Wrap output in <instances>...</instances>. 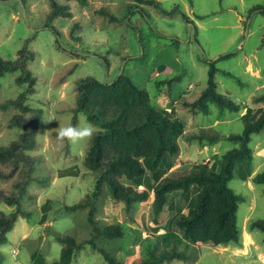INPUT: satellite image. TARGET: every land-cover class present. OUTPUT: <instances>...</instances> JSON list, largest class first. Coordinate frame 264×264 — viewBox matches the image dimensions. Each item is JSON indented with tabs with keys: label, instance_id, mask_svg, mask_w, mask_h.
Wrapping results in <instances>:
<instances>
[{
	"label": "rangeland",
	"instance_id": "obj_1",
	"mask_svg": "<svg viewBox=\"0 0 264 264\" xmlns=\"http://www.w3.org/2000/svg\"><path fill=\"white\" fill-rule=\"evenodd\" d=\"M51 1L0 0V57L13 59L24 45L36 52L28 68L37 81L26 103L43 111L36 144L28 151L37 157L36 179L27 185V195L20 200V208L27 215L17 216L12 229L6 233V240L0 243L2 264L51 262L59 257L62 246L56 239L57 234H70L79 239L90 231L86 208L65 209V205H73L92 187V176L83 165L86 143L72 145L59 141L56 136L59 123L76 125L86 117L78 112L76 120H71L77 78L93 76L110 82L119 73L127 74L149 93L156 106L173 110L185 130L212 126L220 133H239L244 121L238 114L242 111V116L250 117L258 107H264V101L252 99L264 94V87L259 85L264 80V14L253 10L254 6L264 7V0H158L163 9L174 10L172 14L135 0H56L70 15L57 16L46 25ZM225 52L233 55L217 59L215 65L231 74L217 71L216 89L243 107L235 112L220 110L211 103L206 114L190 111L184 102L192 101L205 86L208 62ZM243 55L250 58L253 73L259 70V77L246 70ZM18 73L7 71L0 78V102L14 98L25 88L26 84L14 81ZM177 74L178 80H169ZM16 112L19 110L14 106L0 107L2 144L15 139L19 133L11 122ZM176 142L177 151L155 175L147 172L142 184H133L138 189L146 187L148 199L126 210L122 202L102 196L97 218L102 224L119 222L122 234L102 236L97 244L126 263L140 260L149 249L161 251L176 246L185 252L184 259H167L160 264H264L261 231L257 252H252L253 259L228 256L230 245L240 246L242 233L251 230L249 221L264 218L263 184L252 182L251 173L241 179L235 170V176L228 180V186L243 196L237 206L238 242L193 244L181 239L174 219L178 208L185 210L191 195L180 196L178 191L167 195L162 211L154 217L151 188L163 173L207 161L237 145L227 138L202 143L178 137ZM249 146L251 172L254 167L257 172L264 170V157L257 154L264 146V126L251 134ZM68 167L77 175L60 176V171ZM0 187L11 189L10 180L0 178ZM45 202L49 209L42 219ZM14 210L15 206L0 199V211ZM69 264L107 262L98 250L86 244L74 253Z\"/></svg>",
	"mask_w": 264,
	"mask_h": 264
},
{
	"label": "trees",
	"instance_id": "obj_2",
	"mask_svg": "<svg viewBox=\"0 0 264 264\" xmlns=\"http://www.w3.org/2000/svg\"><path fill=\"white\" fill-rule=\"evenodd\" d=\"M135 1L154 5L165 14L174 13V10L163 9L158 0ZM50 6L46 25L57 16L70 15L56 0H52ZM253 10L264 14L263 6H254ZM182 16L187 19L184 13ZM50 27L56 32L52 25ZM231 55L233 52H225L208 62L205 86L192 101L184 102L190 111L206 114L211 103L220 110L235 112L243 107L241 103L216 89V72L222 70L226 74L231 73L217 67L215 62ZM35 56L36 52L24 45L13 59L0 57V78L7 71L17 70L19 73L14 78L15 83L26 84L14 98L0 102L1 108L14 106L19 110L11 117V122L19 129L17 137L5 144L0 143V178L9 179L12 185L11 189L0 187V199L15 206L11 213L0 211V243L6 240V233L12 229L17 216L27 215L20 208V200L27 195V185L36 179L34 171L37 157L28 154V151L36 144L38 122L43 111L40 107L26 103L28 96L34 92L37 81L28 68V62ZM72 70L73 67L68 70V74ZM172 79L178 80L179 75H174L169 80ZM74 91L72 122L76 120L78 112H83L87 120L99 125V128L93 139L86 143L83 157V165L93 179L92 187L73 205H65V209L71 211L86 208L90 231L79 239L70 234H57L56 239L62 243L59 257L39 264H69L74 253L86 244L98 250L107 264H160L167 259H184L185 252L172 246L161 251L149 249L140 260L126 263L97 244L102 236L122 234L119 222L102 224L97 218L98 202L102 196H108L111 201L122 202L126 210L135 203L148 199L146 187L138 189L133 184H142L147 172L156 174L163 163L177 151L178 137L202 143L227 138L237 145L212 159L193 163L190 167L178 166L160 176L151 188V210L154 217L162 211L167 195L178 191L180 196L191 195L185 210L178 208L174 219L181 239L193 244L210 242L214 245L239 241L237 206L243 196L228 186V180L235 176V170H238L237 175L241 179L251 173L252 150L249 141L251 134L264 126V107H258L250 117L248 114L243 115L241 132L225 134L212 126L185 130L183 122L174 115L173 110L156 106L149 93L124 73H119L110 82L100 81L93 76L77 78ZM252 99L264 101V94L253 96ZM73 173L77 175L74 169L68 167L60 171V176ZM251 180L263 184L264 193V170L256 172ZM48 209V204L43 203L42 219ZM248 227L264 234V218L250 220Z\"/></svg>",
	"mask_w": 264,
	"mask_h": 264
},
{
	"label": "crops",
	"instance_id": "obj_3",
	"mask_svg": "<svg viewBox=\"0 0 264 264\" xmlns=\"http://www.w3.org/2000/svg\"><path fill=\"white\" fill-rule=\"evenodd\" d=\"M230 9H232V8H230ZM243 58L246 60V70L251 71V73L254 74L255 77H259L260 75H259L258 69L255 70V73H253L252 63H251L250 58L247 55H243ZM164 71H162V72H164ZM259 85H260V87H264V80ZM162 108L168 109L165 106ZM238 116H239V118H241V120H243L242 119V117H243L242 111L238 114ZM207 146L208 145H204V147H206V148H207ZM257 154H259L261 157H264V146L260 147L257 150ZM256 172H257V167H254V170L251 172V174L249 176H253ZM166 173L167 172L163 173L162 175H164ZM259 231L260 230H258V229H251L249 231L245 230L244 232H246L249 236V242H247V245H246L245 241L243 240L244 236L242 233V242L243 243L240 246L230 245V250L228 251V253L230 255H228V256H230L232 259H235V258L240 257V256H244V257H247L246 261H250L251 259H253L254 256H253L252 252L253 253L257 252L256 251V247H257L256 243L258 242V239L261 238V236L258 235ZM234 264H236V263H234Z\"/></svg>",
	"mask_w": 264,
	"mask_h": 264
},
{
	"label": "clouds",
	"instance_id": "obj_4",
	"mask_svg": "<svg viewBox=\"0 0 264 264\" xmlns=\"http://www.w3.org/2000/svg\"><path fill=\"white\" fill-rule=\"evenodd\" d=\"M98 129L96 125L89 122L87 117L76 125H62L56 127L57 139L61 142H67L72 145L90 142L97 134Z\"/></svg>",
	"mask_w": 264,
	"mask_h": 264
},
{
	"label": "bare ground",
	"instance_id": "obj_5",
	"mask_svg": "<svg viewBox=\"0 0 264 264\" xmlns=\"http://www.w3.org/2000/svg\"><path fill=\"white\" fill-rule=\"evenodd\" d=\"M243 236H244L243 240L245 242H249V236H248V234L246 232L243 233Z\"/></svg>",
	"mask_w": 264,
	"mask_h": 264
}]
</instances>
